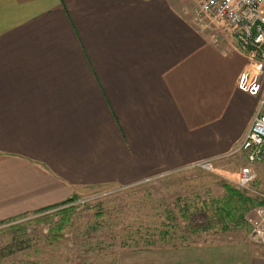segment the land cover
<instances>
[{"label": "crops", "instance_id": "1", "mask_svg": "<svg viewBox=\"0 0 264 264\" xmlns=\"http://www.w3.org/2000/svg\"><path fill=\"white\" fill-rule=\"evenodd\" d=\"M192 15L183 0H0V222L231 154L261 95L237 86L235 37L216 43ZM118 264L264 252L224 240L127 248Z\"/></svg>", "mask_w": 264, "mask_h": 264}, {"label": "rangeland", "instance_id": "2", "mask_svg": "<svg viewBox=\"0 0 264 264\" xmlns=\"http://www.w3.org/2000/svg\"><path fill=\"white\" fill-rule=\"evenodd\" d=\"M183 3L190 7L197 23L206 25L216 43L222 31L229 35L226 38L233 39V33L224 24L196 12V0ZM222 45L225 46L224 41ZM218 49L221 53L225 50L222 46ZM221 57L226 55L217 56V62ZM245 164L243 153L237 152L218 159L212 170L193 164L138 184L92 189L77 197L82 202L76 199L60 208L0 222V264H118L120 252L127 248L224 240L247 241L264 252V244L253 241L249 235L248 213L258 204L252 205L242 219H210L215 215V206L222 204L219 201L227 195L224 185L238 189L236 179ZM253 168L254 181L239 190L261 201L264 159ZM65 216L68 219L63 230L56 232L58 236L54 238L51 229L56 230ZM18 242H23L18 246L26 245L23 250L2 254L8 251L2 250L5 246Z\"/></svg>", "mask_w": 264, "mask_h": 264}, {"label": "built area", "instance_id": "3", "mask_svg": "<svg viewBox=\"0 0 264 264\" xmlns=\"http://www.w3.org/2000/svg\"><path fill=\"white\" fill-rule=\"evenodd\" d=\"M196 12L232 30L239 48L250 60L239 75L237 86L244 92L261 95L250 126L231 152L243 153L245 157L246 164L236 179L237 188L245 189L256 177L253 165L264 159V0H196ZM194 166L212 170L214 159L199 161ZM248 220L251 239L264 244V204L252 207Z\"/></svg>", "mask_w": 264, "mask_h": 264}, {"label": "trees", "instance_id": "4", "mask_svg": "<svg viewBox=\"0 0 264 264\" xmlns=\"http://www.w3.org/2000/svg\"><path fill=\"white\" fill-rule=\"evenodd\" d=\"M224 188L226 190L227 195L221 201H219L222 204H218L217 206H215L216 207L215 208L216 209L215 215H213V217L210 218L211 220L221 218L225 222L227 219H233V220H234V218L235 219H238V218L242 219L245 212L248 209H250L252 207V205L254 206L255 204H258V205L264 204V200L257 201L255 198L245 194L244 192H241L239 189L234 188L232 185H230L228 183H226L224 185ZM76 199H77V197L73 196L72 198H69L66 201H64L58 205L46 207V208L40 209L38 211H43V210H48V209H53V208H60L64 205H67V204L73 202ZM65 208H67V207H65ZM65 208H63V209H65ZM69 210L65 209V211H69ZM236 212H239V215H236ZM27 214L28 213L22 214L19 217H23ZM19 217H16V218H19ZM16 218H14V219H16ZM67 219H68V216L63 217L61 219V221L59 222L56 230L51 229V231L53 232L54 238H56V236H58L56 234V232L63 230V226L66 223ZM3 223H5V222H3ZM194 230H196V228H194ZM25 233H26V230H25ZM21 243H23V242H21ZM21 243L18 242L14 245L9 244V245L5 246L2 250H4V251L8 250V251H7V253L5 251L2 254L7 255V254H12L15 251L23 250L26 245L25 246H18ZM13 246H15V247H13Z\"/></svg>", "mask_w": 264, "mask_h": 264}]
</instances>
